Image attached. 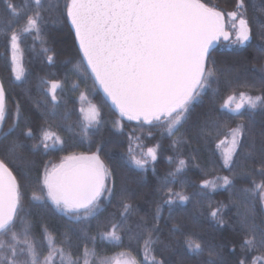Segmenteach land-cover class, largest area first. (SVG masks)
Wrapping results in <instances>:
<instances>
[{
  "label": "trees",
  "instance_id": "obj_1",
  "mask_svg": "<svg viewBox=\"0 0 264 264\" xmlns=\"http://www.w3.org/2000/svg\"><path fill=\"white\" fill-rule=\"evenodd\" d=\"M11 2L20 12L19 16L11 13L5 0H0V82L5 88L7 104L0 132L12 129L7 140L0 135V149L17 138L24 145L25 159L10 163L21 185L16 230L21 231L22 222L31 225L30 238L35 241L40 258L47 256L49 251L45 230L54 239L55 247L63 249L66 255L71 254L79 264L84 261L85 248L94 249L99 257L126 253L138 264H151L153 256L168 264H206L209 260L217 261V264L220 261L236 264L238 258H243L241 244L245 237L241 221L247 217L250 224L264 227V207L258 199L242 191L250 188L253 180L257 183L264 180V176L253 171L261 167L264 106L243 108L237 114L222 109L221 105L234 91L264 95V0H244L241 8L253 30L250 41L242 47L211 48L210 56L215 61L219 81L193 102L187 123L175 136L168 135L160 124L147 125L122 117L103 96L85 68L76 35L63 12L66 0H42L39 35L21 32L25 17L35 10L34 0ZM204 2L224 12L237 8V0ZM12 30L21 34L17 59L23 75L19 80L12 71L11 50L7 43ZM46 48L49 51H44ZM49 56L53 57L52 62L48 61ZM209 67L213 65L209 63ZM82 76L85 77L84 85ZM52 82L59 85L56 101L51 98ZM93 106L100 111V123L85 134L83 129L89 124L85 111ZM205 121L219 128L218 132L214 128L208 139L198 135V129ZM241 123L246 126L248 135L244 138L243 148L238 150L237 164L230 171L223 165L217 148L227 136V130ZM29 127L35 139L23 136ZM43 130L54 132L64 143L47 151L42 146L33 150L31 145L39 142ZM130 148L137 157L144 155L149 160L146 169H139L131 162ZM148 148L157 149L155 162L146 156ZM98 149L101 160L112 174L110 187L111 179L115 180L116 195H106L102 199L95 218L76 220L57 210L48 199H33V194L45 196L41 191L45 166L50 169L68 155H91ZM249 152L254 153L255 159L245 160V154ZM0 158L10 159L2 153ZM181 159L186 161V167L177 173ZM223 176L233 179L234 187L215 191L200 187L205 180L222 183L217 178ZM169 189L189 197L188 201L181 203L173 196L174 204H163ZM122 190H126V202L133 209L123 223L120 217ZM220 204L226 205L222 214L223 227L210 215ZM157 205H162L159 221L155 219ZM112 223H122L118 229L122 236L120 242L101 236L111 230ZM157 223L160 231L152 235L163 243L146 245L149 229ZM144 225L148 227L144 228ZM189 243H199L203 251L190 250ZM261 255H264V248L251 252L248 259ZM92 260L95 264V258ZM53 264H61L59 252L55 254Z\"/></svg>",
  "mask_w": 264,
  "mask_h": 264
},
{
  "label": "snow or ice",
  "instance_id": "obj_2",
  "mask_svg": "<svg viewBox=\"0 0 264 264\" xmlns=\"http://www.w3.org/2000/svg\"><path fill=\"white\" fill-rule=\"evenodd\" d=\"M7 8L14 16L20 12L11 0H5ZM244 0H237V7L243 8ZM35 10L25 17V24L21 32H41L40 22L43 7L42 0H34ZM66 19L70 21L79 41V49L86 61V70L90 69L98 84L119 110L122 117L128 120L143 122L147 125L160 124L165 127L168 135L175 136L180 128L187 123L193 102L201 93L218 83V71L211 60L210 49L221 38L229 40L232 32L225 17L231 20V29L235 31V42L244 44L252 39V27L249 21L238 11L225 13L214 6H209L204 0H66L63 6ZM239 16L238 24L236 23ZM21 34L12 30L7 37L11 50L12 71L17 80L23 73L18 67L17 55L20 52ZM49 51V49H44ZM52 62L53 57L49 56ZM209 63L213 67H209ZM57 82L50 86L51 98L57 100ZM234 105V107H233ZM247 105L255 109L264 106V95H250L245 91L233 92L224 100L221 108L240 114ZM7 110L6 93L0 82V124L5 120ZM55 114V105H53ZM100 111L95 106L91 109L88 129L100 123ZM218 132V126L205 121L198 129V135L204 139L212 136L213 130ZM8 132H0L6 140ZM23 136L35 139L32 128L22 133ZM226 135L230 137V146L223 154V165L230 171L237 164L238 150L244 146V138L248 135L246 126L238 124L229 128ZM183 140V137L180 138ZM51 141V143H49ZM63 140L54 132L43 130L38 143L31 145L33 150L41 146L45 151L62 145ZM221 143H224L221 141ZM24 145L19 138L11 140L0 149L6 158H0V264H53L55 254L59 252L61 264H79L73 260L71 254H65L63 249L55 247L51 234L45 230V240L48 242V255L40 258L37 245L30 238L31 225L22 222L21 231H17V220L21 202V185L14 175L10 163L12 160L23 161ZM254 147V145H250ZM97 152L91 155L71 154L63 158L60 164L50 169L45 166L42 177L44 197L33 194V199H48L55 208L76 220L95 218L100 211V204L107 195H116L115 180L105 166ZM131 162L139 169H146L149 160L141 155L137 157L129 149ZM146 156L155 162L158 159L157 149L148 148ZM245 160L255 159L254 153L245 154ZM171 160V158H169ZM261 167L253 169L264 176V149L260 152ZM186 161L181 159L176 172H182ZM171 175V174H170ZM216 181H203L202 189L234 187V181L229 176L218 177ZM258 199L264 207V180L257 183L252 181L250 188L242 190ZM120 213L122 223L127 221L132 213V205L126 202V190L120 192ZM177 197L181 203L187 202L189 197L172 193L169 189L167 199L163 204L172 205ZM226 205L220 204L210 215L223 227L222 214ZM162 205H157L155 219L159 221ZM121 224L112 223L111 230L103 232L102 238L120 242L122 236L118 229ZM147 228V225L143 226ZM141 228V225H137ZM244 239L241 247L243 258H238L236 264H264V255L254 256L249 261V254L258 248H264V227L250 224L245 217L241 221ZM129 232L132 229H128ZM160 231L159 225L154 224L149 229L146 245L163 243L153 233ZM139 238V237H137ZM192 251L202 252L199 243L188 244ZM127 255L120 253L116 257H99L94 249L85 248L83 264H122L120 257ZM126 264H138L129 259ZM151 264H168L164 259L152 257ZM206 264H217L209 260ZM219 264H223L220 261Z\"/></svg>",
  "mask_w": 264,
  "mask_h": 264
},
{
  "label": "rangeland",
  "instance_id": "obj_3",
  "mask_svg": "<svg viewBox=\"0 0 264 264\" xmlns=\"http://www.w3.org/2000/svg\"><path fill=\"white\" fill-rule=\"evenodd\" d=\"M239 9H240V14H242L241 8H239ZM230 11H236V10H230ZM230 11H226L225 13L230 12ZM225 19H226V23L229 25L230 31L233 30L230 27L233 22L231 20H229L227 17H225ZM237 20H239V16L237 17ZM244 44H239V43H236L235 42V31L233 30L232 31V36H231V38L229 40H224L223 38H221L219 41L215 42L212 45L211 48L217 47V46H220V47L221 46L222 47H227L228 46L229 48H232V47H242V45H244ZM210 51H211V49H210ZM18 67L22 70V73H23V68H22V66H21V64H20L19 61H18ZM81 81H82V85H84V83H85V77L82 76ZM247 107L248 106L245 105L244 109L247 108ZM90 112H91V109L86 108L85 117L87 116V118H89L90 117ZM124 118H126V117H124ZM230 139H231L230 137L226 136L225 139H222L221 140L224 143H221V141H220V144L218 145V148L217 149H218L219 155H221L222 159H223L224 152L227 151L228 147L230 146ZM116 256L117 255H115L114 257H116ZM120 259H121L122 264H126V262L129 259H132V258L130 256L124 255V256H121ZM82 264H83V262H82Z\"/></svg>",
  "mask_w": 264,
  "mask_h": 264
},
{
  "label": "water",
  "instance_id": "obj_4",
  "mask_svg": "<svg viewBox=\"0 0 264 264\" xmlns=\"http://www.w3.org/2000/svg\"><path fill=\"white\" fill-rule=\"evenodd\" d=\"M69 23H70V21H69ZM73 28V27H72ZM73 31H74V34H75V30H74V28H73ZM76 40H77V38H76ZM77 45H78V48H79V41L77 40ZM79 51H80V49H79ZM80 55L82 56V60H83V54H82V52L80 51ZM84 62V64L86 65V61H83ZM89 70V72H90V75H91V71H90V69H88ZM92 76V75H91ZM93 77V76H92ZM93 79L95 80V78L93 77ZM97 86L99 87V89H100V91L102 92V94H103V96L105 97V98H107V100L112 104V102H111V100L106 96V94L104 93V91H103V89L97 84ZM113 105V104H112ZM114 106V105H113ZM115 107V106H114Z\"/></svg>",
  "mask_w": 264,
  "mask_h": 264
},
{
  "label": "flooded vegetation",
  "instance_id": "obj_5",
  "mask_svg": "<svg viewBox=\"0 0 264 264\" xmlns=\"http://www.w3.org/2000/svg\"><path fill=\"white\" fill-rule=\"evenodd\" d=\"M236 11H238V13H240V9L237 7L236 9H235ZM243 14V13H242ZM244 17H245V15H243ZM236 23L238 24V20L236 21ZM229 31H230V28H229ZM233 30H231V32H232ZM233 107H234V105H233Z\"/></svg>",
  "mask_w": 264,
  "mask_h": 264
}]
</instances>
